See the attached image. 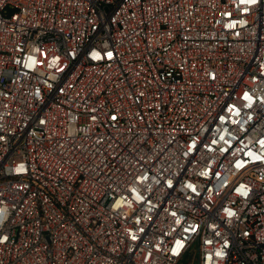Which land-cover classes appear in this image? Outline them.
<instances>
[{
	"label": "built area",
	"instance_id": "2783aa9c",
	"mask_svg": "<svg viewBox=\"0 0 264 264\" xmlns=\"http://www.w3.org/2000/svg\"><path fill=\"white\" fill-rule=\"evenodd\" d=\"M264 264V0H0V264Z\"/></svg>",
	"mask_w": 264,
	"mask_h": 264
},
{
	"label": "rangeland",
	"instance_id": "374dc122",
	"mask_svg": "<svg viewBox=\"0 0 264 264\" xmlns=\"http://www.w3.org/2000/svg\"><path fill=\"white\" fill-rule=\"evenodd\" d=\"M178 264H197L195 259H193L192 257L190 258H186L183 261H180Z\"/></svg>",
	"mask_w": 264,
	"mask_h": 264
},
{
	"label": "trees",
	"instance_id": "16d2710c",
	"mask_svg": "<svg viewBox=\"0 0 264 264\" xmlns=\"http://www.w3.org/2000/svg\"><path fill=\"white\" fill-rule=\"evenodd\" d=\"M190 257H192L193 259H195V261H196V256H195V251H194V248H192L186 255H185V257L181 260V261H183L184 259H186V258H190Z\"/></svg>",
	"mask_w": 264,
	"mask_h": 264
}]
</instances>
